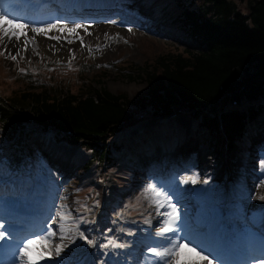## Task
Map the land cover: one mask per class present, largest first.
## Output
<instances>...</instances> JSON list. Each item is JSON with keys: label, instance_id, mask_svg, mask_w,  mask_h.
Masks as SVG:
<instances>
[{"label": "rangeland", "instance_id": "rangeland-1", "mask_svg": "<svg viewBox=\"0 0 264 264\" xmlns=\"http://www.w3.org/2000/svg\"><path fill=\"white\" fill-rule=\"evenodd\" d=\"M126 1L128 5L130 3L137 5L136 8L141 11L139 18L135 19L137 24L134 22L130 27H121L127 30L124 32L113 33L110 30H103L96 31L94 35L86 34V36H82L85 47L69 44L68 48L71 51L67 48L64 56L62 54L55 56L54 53L49 54L34 48L29 53H19L18 56L15 54L17 58L12 60L7 51L0 47V51H3V54L0 55V104L9 107L10 104L15 106L16 103L18 106L15 107L18 110L23 105L19 99L20 93L28 86L37 88L47 81L61 88L70 87V89L77 90L78 87H81L83 92L89 91V85L92 83L97 89L104 88L113 94L126 93L129 97L135 98L143 95L146 91V84L142 76V68L146 64H151L155 58L165 53H177L184 49L199 50L194 42L173 25L172 19L176 12L174 6L171 5V0L163 2L162 0ZM168 1L169 3L166 4ZM199 6L197 5V7ZM83 13L88 15L87 18H95L85 11ZM67 14L69 15L68 12ZM126 17L128 18L125 15L122 20L121 17L118 20L123 22L127 20ZM84 18L86 17L81 19ZM102 23H107V21H102ZM84 24L94 25L93 22ZM94 47L96 49L99 47L100 50L97 51L93 49ZM20 69H24V72H21ZM165 118L173 119L164 117L154 124L149 123V127L137 133L136 130L145 125L143 123L142 125H130L131 128L128 127L129 130L121 135L120 139L125 138L117 143L118 146L106 147V150L112 147V151H106V160L99 158L104 148L94 147L95 152L90 153L83 146H69L49 135L38 134L33 129L25 128L16 139L10 140V143L0 137V170L10 171L13 173L12 177H15V173H17L19 178L25 179L21 184L23 192L19 198L20 200L24 198L21 203L26 207H32L36 202L31 196L25 195V191H29V181L32 179L34 182L33 177L37 176H41L40 180H43L42 176L50 171L52 174H50L51 180L47 194L53 197V206L55 207L53 212L55 211V213H49L51 216L48 222L52 225H47L45 220L42 223L57 231L55 237H59L61 221L56 213L61 210L66 214L70 213V217L63 222L64 231L69 237L65 239V244L68 245L66 247L72 252H77L81 251V248L90 249L95 246L96 250L103 251L101 256L105 259L112 258V254L121 251L119 249L124 246V249L131 246L139 247L134 241H138L143 232L147 239L139 240V242L147 241V243H141V246L145 251L149 246H153L151 242L157 238L146 233L144 228L158 219L157 209L151 203V194L148 199L145 198V189L149 185H155L157 190L168 191L169 186H178V182L169 184L172 175L166 179L165 189L160 187L161 182L155 180V168L153 167L155 163L154 161L148 162V160L154 159L164 150L160 151L156 148L153 152H147L150 153L149 155L135 154L134 156L132 152L124 148L130 147L131 144L136 146L137 138L139 139L144 134L147 135L143 137L141 143L150 142L151 139L148 136L151 137V135L156 136L154 140L157 143L163 137H169L168 142L174 145L172 152L177 153L175 161L181 162L177 167L178 171L186 164L182 161L191 153V158L187 162H191L192 165L189 164L179 173V179L184 185H192L193 189L197 192L201 191V194L210 186L220 189L224 184L230 186L234 193L235 185L237 187L236 199L243 203L245 200L244 204L252 208L254 215L255 212L256 215L264 212V117L255 122L242 138L235 141V146L229 154L225 152L220 142L213 143L210 139H206L202 133H199L197 122L188 116L179 117L178 124L173 120H164ZM180 127L184 134L180 140H177L175 136L170 135V132L178 135L176 130H180ZM164 148L167 146L164 145ZM165 150H168L163 152L165 154L171 151L170 148ZM43 158L50 164L45 163ZM25 161L30 162L35 168ZM87 163L89 164L87 165ZM201 164H203V168L198 169ZM209 165L215 169L211 171ZM222 166H225L226 171H230L231 176L228 177L225 174L221 178L218 167ZM219 171L223 170L219 169ZM59 173H61L59 176L61 185H58L55 180L52 182L54 175ZM248 174L252 175L248 177ZM117 176L119 178L128 176V179L121 184L122 182L118 181ZM12 177L9 179L6 175H0L1 186L12 183ZM192 178L197 182L192 183ZM197 185L199 189H197ZM56 187L60 193L56 192ZM0 191L4 190L0 188ZM226 193L228 192L221 190L216 194V206L222 202L231 204V200L224 201L228 198L225 197ZM23 195L25 197H22ZM35 210L31 211L35 213ZM165 211L168 209L160 208V212ZM218 212L220 211L217 210L216 214ZM97 216L100 217L98 218L99 223L93 226ZM119 216L128 220L127 234L130 235V231L133 230L135 235L131 234L130 236L131 238L136 236L134 241L122 242L123 239L117 235L118 226L113 227L114 224H112L110 225L111 229L109 225H105L106 222H115ZM41 220L32 221L22 226L21 230L17 229V235L20 237L27 233L30 234L39 226ZM53 220H56L57 223L53 224ZM40 229L42 227L38 228V231ZM42 231L44 233L45 229L43 228ZM77 232H82L86 239H81L79 234H76ZM256 232L259 231L255 229L253 235ZM35 234L39 235L42 232L38 234L36 231ZM259 234L262 235L260 232ZM260 240L263 241L264 238ZM88 241H92V243H88ZM109 241H115L120 247H113L110 244L108 247H104L103 245L108 244ZM70 242H76V244L72 245ZM64 251L65 247L61 252ZM54 254L52 253L51 256ZM180 259L182 261L181 256ZM121 260L123 259L121 258ZM203 264H207V262L205 261ZM251 264L253 263L251 262Z\"/></svg>", "mask_w": 264, "mask_h": 264}, {"label": "trees", "instance_id": "trees-1", "mask_svg": "<svg viewBox=\"0 0 264 264\" xmlns=\"http://www.w3.org/2000/svg\"><path fill=\"white\" fill-rule=\"evenodd\" d=\"M171 5L173 25L199 50L165 53L146 64L143 95L113 94L92 83L87 92L51 82L28 86L18 110L16 103L0 106L3 136L38 130L72 146L104 148L99 158L106 160V147L130 125L186 113L199 120V133L233 149L264 116V0H171ZM176 131L170 135L180 140L184 132ZM144 136L124 148L134 156L152 149L156 136L141 143ZM162 139L173 146L169 137Z\"/></svg>", "mask_w": 264, "mask_h": 264}, {"label": "bare ground", "instance_id": "bare-ground-1", "mask_svg": "<svg viewBox=\"0 0 264 264\" xmlns=\"http://www.w3.org/2000/svg\"><path fill=\"white\" fill-rule=\"evenodd\" d=\"M61 1L63 3H70H68L64 11L60 12L61 15H58L50 12L49 9L46 10V8H48L49 2L57 5L60 3L59 0H57L56 3L54 2V0H0V11L6 12L9 17L16 18L14 22H22L28 25L29 27L27 29H24V31H27V37L30 40L34 37V41L27 43V50H25L26 40L23 35H21L19 42L15 40V37H13L11 42H9L7 40V37H5L4 44L7 45V53L10 52L11 55L17 54L18 51L19 53H29L34 48H38L39 50L49 54L54 53L55 56H58L60 54L64 56L66 55L65 52L69 46L66 40L63 39V37H68V32L62 31L64 25H67L68 28H72L75 24H81L84 26V28L87 29L88 33H91V35H94L96 31L103 30H110L113 33L127 31L117 26L120 21L115 18L109 19L107 23H102V21L107 20L111 16H106L104 18H87L88 16H84L86 18L81 19L79 17H70V15L67 14V10L75 9L74 6H78V4L81 5V8L90 6L94 7L95 5L93 4L97 3V0H82L88 1L84 5L81 0ZM136 7L135 5L130 3L122 11L125 15H128V17L134 15L133 23H136L135 19H138L141 14V11ZM36 17H38V19ZM85 22H93L94 25H85ZM40 23H43L42 25H40L42 27H38ZM52 23L56 25V28L52 31L47 32V35H37L30 30L31 28L44 29L49 25H52ZM7 27L10 28L11 25H7ZM84 28L77 29V32L81 37L84 35L86 36ZM52 36H61L62 38L58 42L57 40L48 38ZM69 38L73 39L76 42H74L72 45H75L76 47L81 45V42L76 39L75 35ZM4 44H0V47L4 48ZM190 158L191 157H188L186 160H189ZM183 162H186V164L179 169L180 171H178V169L176 168V171L174 174H172L173 177L169 183L173 184L175 182H178V186H169L168 191H166L170 196L172 204L175 205V210L177 212L176 215L179 217L176 221V224L177 226H179L180 235L187 236L195 243L201 244L203 247L209 249L212 253H214V257L211 258L215 260V264H248L249 261V263H253V258L258 260L264 257V240L261 241L253 235L255 229L264 232V212H261L259 215H256L255 212L254 215L252 208H249L246 204H244L245 200L243 203L242 201L236 199V190H234L233 193L231 187L227 186L226 184H224L220 189H217V187L214 186H210L207 190H204L202 194L201 191H195L192 185H184L181 179H179V173L182 170L186 169L188 165L191 164V162ZM201 168H203V164H201L198 169ZM141 171H143V169H141ZM60 175L61 173H59L58 175H54V179L52 180V182L55 180L58 185H61V179L59 178ZM251 175L252 174H248V177ZM197 189H199L198 185ZM55 190L56 192L60 193L59 189L57 190V187ZM221 190L228 192L226 193L227 195H225V197L228 198L224 201H235L231 202V204H226L225 202L218 203V206H216V194L220 193ZM53 202L54 201L52 195H47V198H45V201L43 203L47 207H49L50 205L53 207V209H55V207L52 205ZM217 210H219L220 212L216 214ZM33 213L34 212L30 211L28 216L35 217L38 215L42 217L47 212L41 209H36L35 213ZM54 213L55 211L51 212V214ZM16 215L18 217H21L24 215V213L19 210L16 212ZM9 216L10 215H7L6 212L1 210L0 208V225H2L0 231L5 232L4 238L0 239V255L2 257V264H22L21 257L19 256L17 249L20 246L21 242L27 238H21L17 241H14L12 239L11 235L13 233L15 225L13 223H3V219ZM157 217L158 219L153 221L154 223H151L150 226H147L144 229L146 233L159 239L158 237H156V232L159 231V222L163 220V217L160 215H157ZM46 223L47 225H52L48 222V220L46 221ZM47 225L44 226V229L50 227ZM114 226H118L117 234L121 238H124V241H134L133 239L130 240L128 238V234L125 232V228L126 226H128L127 220L118 219V221L114 223L113 227ZM146 239V235L143 232L142 237L139 238V240L144 241ZM139 240L134 241L137 246H139V244L141 243H147V241L139 242ZM65 241L66 240L62 242L63 245H66ZM52 243L54 246L55 244L61 243V240L59 237H53ZM70 243L72 245L76 244V242ZM66 246H64L65 251L60 252L59 256H56L54 254L51 256V259L41 260L39 261V264H78V262H80L79 264H100L99 260H101L100 257L102 253H98L95 246H92L90 249L84 248L83 254L79 255H77L78 251L72 252V250L68 249V247ZM153 246H155L154 243ZM41 251H43L44 254H48L45 246H42L39 243L34 244L30 255L35 257ZM181 253L182 261L198 260V257H196L194 253L189 252L187 249L182 248ZM215 257H218V259H216ZM121 258L124 261L121 260ZM71 260L74 261L72 262ZM155 260L156 258L150 257L148 251H145L144 248L141 249L139 247L136 248L133 246L128 247L127 249H122L121 251H116L112 254L111 259H105L108 264H139L140 261V264H152V262Z\"/></svg>", "mask_w": 264, "mask_h": 264}, {"label": "snow or ice", "instance_id": "snow-or-ice-1", "mask_svg": "<svg viewBox=\"0 0 264 264\" xmlns=\"http://www.w3.org/2000/svg\"><path fill=\"white\" fill-rule=\"evenodd\" d=\"M16 18L9 17L6 12L0 11V44H4V38L7 37L9 42L12 41L13 37L17 42L20 41L21 35L25 37L26 44L25 50H27V43L34 41V37L31 40L27 37V29L29 26L22 22H14ZM7 25H11V27H7ZM56 28L55 24L49 25L47 28H31L30 30L37 34L47 35V32L52 31ZM84 28L81 24H75L72 28H68L67 25L63 26L62 31L68 32V37H63L68 44H72L75 41L69 37L75 35L76 39L81 42V46L85 47L83 37L79 36L77 29ZM86 34L91 35V33L87 32V29L84 28ZM130 31V29H129ZM107 37V34H105ZM49 39L57 40L58 42L62 38L61 36H52L48 37ZM4 50H7V45L4 44ZM99 51V47L96 49ZM71 51V49L69 50ZM91 52V49L89 48ZM3 54V51H0V55ZM9 57L12 60H16L15 55H11L8 53ZM19 55V51L17 52ZM74 58V57H73ZM21 72H24V69H20ZM187 182V181H185ZM192 183H196V179L192 178ZM149 194L152 196L151 203L157 209V215L163 217V220L160 221L159 231L156 232V237L159 239L155 240L153 243L155 246H149L147 251L150 257H155L156 260L152 262V264H203V262H207V264H213V259L210 257H214V253H212L209 249L203 247L201 244L195 243L187 236H181L179 233V226H177L176 221L178 220V216L176 215L175 205L172 204L170 196L168 192L163 190H157L155 185H149L148 188L145 189V198H149ZM160 208H166L168 211L160 212ZM56 215L59 217L61 223L59 224V238L61 243L55 244L53 246L52 238L57 236V231L53 230L51 227L45 229L44 233L36 235L33 234L30 238L25 239L21 242L17 251L19 256L21 257L22 264H39V261L45 259H51V254L54 252L56 256L60 255L63 247V241L68 239L66 232L64 231V221L70 217V213L66 214L63 210L58 211ZM53 224H56L57 221L53 220ZM2 228V225H0ZM5 236L4 231H0V239H3ZM81 237L83 234L81 233ZM43 244L45 249L48 251V255L45 256L44 252L41 251L37 256L33 257L30 255L32 252V248L34 244ZM88 243H92V241H88ZM112 245L113 247H120V245L116 244L115 241H109L108 244L103 245L104 247H108ZM187 249L189 252L194 253L198 260L194 261H181V249ZM218 259V257H215ZM253 264H264V257L260 259L253 258Z\"/></svg>", "mask_w": 264, "mask_h": 264}]
</instances>
